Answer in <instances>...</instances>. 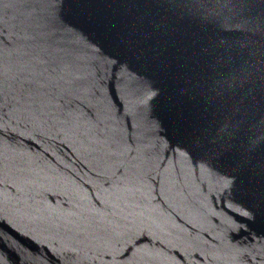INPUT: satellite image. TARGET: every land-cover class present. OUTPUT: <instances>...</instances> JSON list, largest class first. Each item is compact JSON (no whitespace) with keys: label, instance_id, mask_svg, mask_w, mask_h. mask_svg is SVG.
Masks as SVG:
<instances>
[{"label":"water","instance_id":"obj_1","mask_svg":"<svg viewBox=\"0 0 264 264\" xmlns=\"http://www.w3.org/2000/svg\"><path fill=\"white\" fill-rule=\"evenodd\" d=\"M0 264H264V0H0Z\"/></svg>","mask_w":264,"mask_h":264}]
</instances>
